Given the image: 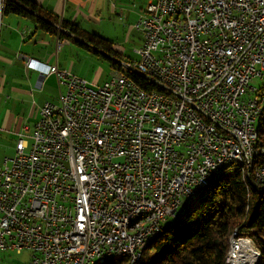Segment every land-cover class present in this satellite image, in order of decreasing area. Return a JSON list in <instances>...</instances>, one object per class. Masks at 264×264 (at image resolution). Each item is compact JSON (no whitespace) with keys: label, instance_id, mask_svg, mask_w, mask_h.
Masks as SVG:
<instances>
[{"label":"built area","instance_id":"obj_1","mask_svg":"<svg viewBox=\"0 0 264 264\" xmlns=\"http://www.w3.org/2000/svg\"><path fill=\"white\" fill-rule=\"evenodd\" d=\"M136 29L139 59H123L101 86L25 60L65 93L18 134L15 156L0 167L1 252L26 251L27 264L108 256L135 264L147 237L209 175L235 156L246 170L253 93L264 78V0H151ZM257 171L248 191L264 184V158ZM139 213L143 232L129 234ZM243 240L235 236L234 250Z\"/></svg>","mask_w":264,"mask_h":264},{"label":"trees","instance_id":"obj_2","mask_svg":"<svg viewBox=\"0 0 264 264\" xmlns=\"http://www.w3.org/2000/svg\"><path fill=\"white\" fill-rule=\"evenodd\" d=\"M2 1L4 15L24 18L61 38L66 35L74 41L80 39L81 46L90 47L87 49L107 58L113 71L121 70V57L104 37L80 33L63 24L61 29L64 31H54L47 20L50 16L34 1ZM128 75L141 86H147L143 76L133 72ZM261 136L264 138V124ZM239 172L225 169L223 174L213 177L197 198L189 202L183 216L178 217L172 227L163 228L160 237L146 248L137 264H226L229 241L234 232L240 238H250L254 242L261 254L260 264H264V184L248 191ZM103 264L128 262L126 259H108Z\"/></svg>","mask_w":264,"mask_h":264},{"label":"crops","instance_id":"obj_3","mask_svg":"<svg viewBox=\"0 0 264 264\" xmlns=\"http://www.w3.org/2000/svg\"><path fill=\"white\" fill-rule=\"evenodd\" d=\"M32 1L50 16L49 19H45L50 20L54 31L63 30L61 29L63 24L67 28L72 27L88 35L94 34L84 30L80 21L100 24L107 21L103 20V16H107L103 14L107 11L115 13L120 22H126L129 31L133 27L136 29V24L151 2V0ZM137 33L141 34L140 31ZM71 38L66 35L61 38L54 32L38 28L24 18L0 12V136L14 137L15 147L18 134L23 133L26 127L30 131L34 128L40 119L43 106L47 103L59 104L60 97L65 93V88L60 85L56 76H45L28 69L25 60L32 58L48 66L57 65L61 70L70 68L72 70L71 64H66V53L71 44L86 49L90 47L81 46L78 42L80 39L74 41ZM141 39L143 40L142 34ZM112 49L122 57V53L115 50L114 44Z\"/></svg>","mask_w":264,"mask_h":264},{"label":"rangeland","instance_id":"obj_4","mask_svg":"<svg viewBox=\"0 0 264 264\" xmlns=\"http://www.w3.org/2000/svg\"><path fill=\"white\" fill-rule=\"evenodd\" d=\"M103 15H107L105 17L103 16V20L107 21H103L100 24H90L88 21L82 20L80 21L82 28L91 34L100 35L113 43L115 50L122 53L121 59L128 58L129 61H137L139 57L135 53V50L139 48L140 40H142L141 34L137 33L138 31L134 27L129 31L128 24L126 22H120L115 16V13L107 11ZM66 61V64H71L73 67L71 70L70 66H67L68 69L70 68V70H67L68 72L96 86L103 85L115 74V71L112 70L111 62L107 58L97 55L91 49L79 47L76 44H71V47H69L66 53ZM259 88L261 87L259 86ZM257 126L259 127L258 124ZM15 152V138L7 135L0 136V167L3 166L6 159H12L15 156ZM189 204L179 208L177 212L179 218L183 216ZM175 222L176 219L169 218L165 224L166 228L172 227ZM248 240L253 244L252 246L250 242H247L248 246L261 256L254 242L250 238ZM29 258L30 255L26 251H0V264H27ZM244 259L245 257H242L240 260ZM243 264L247 263L243 262Z\"/></svg>","mask_w":264,"mask_h":264},{"label":"bare ground","instance_id":"obj_5","mask_svg":"<svg viewBox=\"0 0 264 264\" xmlns=\"http://www.w3.org/2000/svg\"><path fill=\"white\" fill-rule=\"evenodd\" d=\"M142 76L141 72H133ZM261 88L256 86V89L253 93V102L255 103V109L252 112V124L250 125V135L252 138V150L249 152L246 160V170L243 169L242 166H245V157L235 156V158H231V160L226 161V166H223L219 170H215L208 178L203 181L200 187L196 188V190H192V200L194 201L200 191L205 188L209 181L222 173L225 169L238 170L241 173L242 179L247 187H250L251 182H259V173L257 171L258 168L263 167V158H264V138L261 136V130L264 124V78H261ZM259 125V127L257 126ZM191 201H185L182 206H186ZM188 202V203H186ZM179 208L175 210V214L171 217L177 219V212ZM141 221H146V213H139V216H133L129 219L128 223V233L133 235H141L143 232V225ZM168 220L165 221V224ZM165 224L160 227L156 233H153L151 236L146 239V246L140 247V255L142 258L143 252L146 248L157 240L165 227ZM238 235L235 232L230 238V250L226 259V264H229V259L232 258L233 250H234V238ZM249 240H243L237 244V248L234 250L236 252V262L235 264H243L246 262L247 264H256L259 258V254L252 250L251 247L248 246ZM253 245V244H252ZM242 257H245L244 260H240ZM140 259H135V264H137ZM114 259L118 260L117 256H108L106 260ZM106 260H94L93 264H103Z\"/></svg>","mask_w":264,"mask_h":264},{"label":"water","instance_id":"obj_6","mask_svg":"<svg viewBox=\"0 0 264 264\" xmlns=\"http://www.w3.org/2000/svg\"><path fill=\"white\" fill-rule=\"evenodd\" d=\"M186 203H188V202H186ZM256 264H260V256H259L258 261H257Z\"/></svg>","mask_w":264,"mask_h":264}]
</instances>
